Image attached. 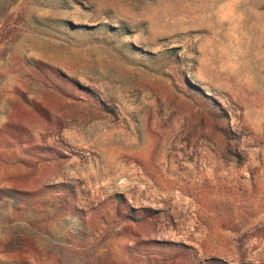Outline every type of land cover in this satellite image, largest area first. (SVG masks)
I'll return each instance as SVG.
<instances>
[{
	"label": "rangeland",
	"instance_id": "374dc122",
	"mask_svg": "<svg viewBox=\"0 0 264 264\" xmlns=\"http://www.w3.org/2000/svg\"><path fill=\"white\" fill-rule=\"evenodd\" d=\"M0 264H264V0H0Z\"/></svg>",
	"mask_w": 264,
	"mask_h": 264
}]
</instances>
